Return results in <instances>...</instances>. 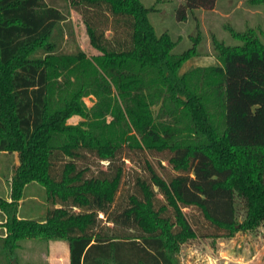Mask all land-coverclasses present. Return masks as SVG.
Returning <instances> with one entry per match:
<instances>
[{"label":"trees","instance_id":"obj_1","mask_svg":"<svg viewBox=\"0 0 264 264\" xmlns=\"http://www.w3.org/2000/svg\"><path fill=\"white\" fill-rule=\"evenodd\" d=\"M217 1L182 0L177 20ZM66 2L99 55L65 50L59 5L0 0V153L19 161L0 257L31 238L67 241L70 264H181L190 239L264 227V39L233 31L242 44L182 73L199 53H175L141 0ZM31 183L41 221L18 217Z\"/></svg>","mask_w":264,"mask_h":264},{"label":"rangeland","instance_id":"obj_2","mask_svg":"<svg viewBox=\"0 0 264 264\" xmlns=\"http://www.w3.org/2000/svg\"><path fill=\"white\" fill-rule=\"evenodd\" d=\"M47 1L59 5L68 14L70 23L67 26H72L74 40L70 39L65 44V50L74 51L79 46L89 56L99 55L92 47L86 25L76 9L66 0ZM141 1L153 9L149 17L157 33L160 36L169 33L177 43L175 53L180 54L192 48L199 53V56L185 62L182 73L192 68L215 66L216 55L219 53L217 46L220 43L225 46L242 44L234 37L233 31H254L253 36L264 39V2L259 0H218L214 9L194 10L183 21L177 20V9L182 0ZM86 102L92 106L93 99L87 98ZM79 121L80 118L75 116L69 123ZM17 164L16 154L0 153V195L4 196L8 191L11 194L10 182ZM163 165L169 167L168 162ZM47 197L43 186L31 183L19 202L18 217L43 220L48 208ZM241 208V203H238L239 223L244 220V210ZM5 221L7 216L0 209V222ZM6 234V228H0V237ZM10 254V257H0V264H8L7 259L11 257L14 259L13 264H69V243L64 240L27 238L20 240ZM178 257L181 264H264V227L256 232L238 231L232 237L190 239L181 245Z\"/></svg>","mask_w":264,"mask_h":264},{"label":"crops","instance_id":"obj_3","mask_svg":"<svg viewBox=\"0 0 264 264\" xmlns=\"http://www.w3.org/2000/svg\"><path fill=\"white\" fill-rule=\"evenodd\" d=\"M1 154H6V153H1ZM18 164H19V161H18ZM17 164V165H18ZM4 189L6 188L5 186L3 187ZM9 189V188H8ZM1 198H5V200H10V191L7 192V194L5 193L4 196L0 195ZM6 222V221H5ZM5 222H0V228H5L4 227V224ZM69 264H70V252H69Z\"/></svg>","mask_w":264,"mask_h":264}]
</instances>
